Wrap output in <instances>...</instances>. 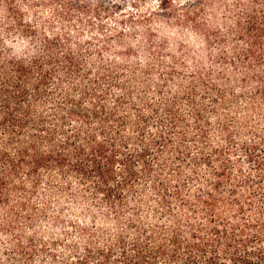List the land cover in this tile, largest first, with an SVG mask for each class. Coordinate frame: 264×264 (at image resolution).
Here are the masks:
<instances>
[{"label": "trees", "instance_id": "1", "mask_svg": "<svg viewBox=\"0 0 264 264\" xmlns=\"http://www.w3.org/2000/svg\"><path fill=\"white\" fill-rule=\"evenodd\" d=\"M76 1L64 17L87 9ZM158 2L168 19L183 7L210 63L214 42L223 51L217 71L198 64L189 86L169 95L164 81L151 100L137 93L149 76L94 66L70 32L47 24L38 37L17 0H1L37 42L17 52L0 37V230L26 260L20 225L40 216L71 235L41 244L57 260L62 241L65 264H264V0ZM41 194L87 205L93 221L50 216L32 204Z\"/></svg>", "mask_w": 264, "mask_h": 264}, {"label": "rangeland", "instance_id": "2", "mask_svg": "<svg viewBox=\"0 0 264 264\" xmlns=\"http://www.w3.org/2000/svg\"><path fill=\"white\" fill-rule=\"evenodd\" d=\"M70 1L77 2L17 0L27 22L37 27L38 32L34 33L38 37L41 33L43 37L47 24H51L53 34L70 32L73 40L82 45L81 56L94 66L99 63L112 66L119 70L121 77L131 72L149 76L151 79L149 89L142 88L137 93H147L151 100L158 98V95H155L156 88L164 81L168 84L166 94L169 95L181 92L185 86H189L198 64H201L206 72L217 71L220 68L217 58L223 51L221 45L215 42L212 44L210 49L216 55V61L210 63L202 38L191 32L188 25L178 22L184 14L182 6H178L175 17L168 19L162 16L158 0H83L82 4L87 9L74 10L71 18H67L64 17L68 8L66 2ZM100 1L106 4L102 5ZM176 1L181 3L184 0ZM211 12V9H207L206 13L210 15ZM7 15L8 12L3 10L0 0V37L8 39L9 45L17 52H28L30 49L34 52L37 42L20 31L15 24L16 18L10 20ZM226 16L227 11L221 8L218 12L219 21L214 25L220 26L218 24ZM123 18L128 20L121 23ZM148 30L156 36L155 42H150L147 38ZM178 43L180 45L183 43L184 49L180 48ZM157 46H162V49L156 48ZM213 120L216 127L217 120ZM32 204L39 209L44 205L48 206L50 216L62 215L65 222L93 221L86 214L87 205L79 204L68 196L58 198L53 194L46 199L41 194L33 199ZM20 226L26 234V239L32 241L34 257L26 260L23 255L15 253L11 244L15 240V235L0 230V264H65L62 241L58 242L60 244L57 249V260L50 258L49 254H43L41 245L42 240L72 239L70 234H65L64 227L51 226L40 216L33 226Z\"/></svg>", "mask_w": 264, "mask_h": 264}]
</instances>
